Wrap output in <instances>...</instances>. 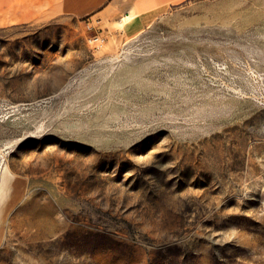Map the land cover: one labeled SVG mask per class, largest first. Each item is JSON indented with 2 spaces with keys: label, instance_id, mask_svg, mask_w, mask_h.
Returning a JSON list of instances; mask_svg holds the SVG:
<instances>
[{
  "label": "rangeland",
  "instance_id": "374dc122",
  "mask_svg": "<svg viewBox=\"0 0 264 264\" xmlns=\"http://www.w3.org/2000/svg\"><path fill=\"white\" fill-rule=\"evenodd\" d=\"M154 11L0 25V264H264V0Z\"/></svg>",
  "mask_w": 264,
  "mask_h": 264
},
{
  "label": "crops",
  "instance_id": "0c3cea01",
  "mask_svg": "<svg viewBox=\"0 0 264 264\" xmlns=\"http://www.w3.org/2000/svg\"><path fill=\"white\" fill-rule=\"evenodd\" d=\"M168 0H0V25L44 22L62 15L84 17L92 14L101 26L111 28L124 12L139 13L132 24L138 29L153 20L156 7Z\"/></svg>",
  "mask_w": 264,
  "mask_h": 264
},
{
  "label": "built area",
  "instance_id": "2783aa9c",
  "mask_svg": "<svg viewBox=\"0 0 264 264\" xmlns=\"http://www.w3.org/2000/svg\"><path fill=\"white\" fill-rule=\"evenodd\" d=\"M87 29L89 31H91L93 29V26H91L90 24H87ZM86 40L87 42H90V43H102L103 42V37L100 35V33H92V32H89V34L86 36Z\"/></svg>",
  "mask_w": 264,
  "mask_h": 264
},
{
  "label": "bare ground",
  "instance_id": "6f19581e",
  "mask_svg": "<svg viewBox=\"0 0 264 264\" xmlns=\"http://www.w3.org/2000/svg\"><path fill=\"white\" fill-rule=\"evenodd\" d=\"M0 153H1V152H0ZM1 154H2V153H1ZM1 154H0V155H1ZM0 159H1V158H0Z\"/></svg>",
  "mask_w": 264,
  "mask_h": 264
}]
</instances>
